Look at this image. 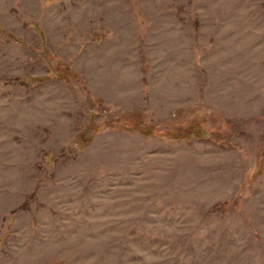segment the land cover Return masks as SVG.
<instances>
[{
  "label": "rangeland",
  "instance_id": "374dc122",
  "mask_svg": "<svg viewBox=\"0 0 264 264\" xmlns=\"http://www.w3.org/2000/svg\"><path fill=\"white\" fill-rule=\"evenodd\" d=\"M0 264H264V0H0Z\"/></svg>",
  "mask_w": 264,
  "mask_h": 264
}]
</instances>
